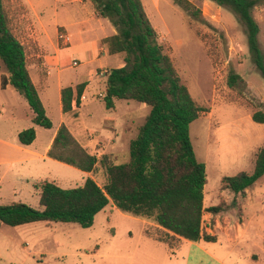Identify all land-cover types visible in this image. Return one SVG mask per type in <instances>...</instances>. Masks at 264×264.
Returning <instances> with one entry per match:
<instances>
[{"label": "rangeland", "instance_id": "rangeland-1", "mask_svg": "<svg viewBox=\"0 0 264 264\" xmlns=\"http://www.w3.org/2000/svg\"><path fill=\"white\" fill-rule=\"evenodd\" d=\"M71 1L4 0L9 26L25 49L30 75L38 81L47 72H54L48 92H41L53 127H37L25 99L12 87L2 89L0 78V138L10 141L16 131L33 127L38 151L43 154L61 120L55 105L58 83L76 87L88 82L77 116L73 114L65 120L82 130V136L74 138L99 163L91 173L54 160L5 164L0 167V205L22 202L39 207L35 184L40 181H54L69 189L80 187L87 178H92L103 187L107 173L100 161L104 159L115 165L128 162L130 142L137 137L139 127L151 111L149 106L134 100H117L114 109L106 108L103 96L107 75L111 69L125 65L124 55L113 64L96 68L107 61L89 63L81 49L71 47L70 40L61 38L68 35L58 24L74 17L68 12L75 8ZM187 1L193 6L191 11L182 9L174 0H142V3L163 54L170 57L195 102L209 110L190 125V138L197 160L206 166V203L215 205L220 200L222 178L252 173L256 152L264 146V124L252 120L254 112L264 109V78L252 62L245 29L234 13L209 0ZM196 11L200 13L195 15ZM253 15L260 28L258 40L264 54V6L257 7ZM49 60L54 62L50 66ZM230 71L239 74L244 83L229 88ZM3 74L7 71L0 61V77ZM260 188L264 193V185ZM223 194L228 200L224 202L226 209H233L235 195ZM229 215L241 217L238 210H232ZM242 215L246 216V211ZM113 227L119 228L123 236L127 229L132 232L124 237L128 243L117 249L124 258L113 260L114 264H141V224L124 220L109 210L101 213L87 229L74 223L3 225L0 264H106L110 261L93 255L107 254ZM158 236L165 237L161 233Z\"/></svg>", "mask_w": 264, "mask_h": 264}, {"label": "trees", "instance_id": "trees-1", "mask_svg": "<svg viewBox=\"0 0 264 264\" xmlns=\"http://www.w3.org/2000/svg\"><path fill=\"white\" fill-rule=\"evenodd\" d=\"M89 1L96 16L108 19L116 29V34L103 39L102 44L109 54L124 55L125 65L111 69L107 75L103 96L106 108L114 109L117 100H134L149 106L151 111L139 127L137 137L130 142L128 162L115 165L104 159L100 161L107 173L103 187L92 178H87L80 187L69 189L54 181H40L35 184L39 207L22 202L1 204L0 227L44 222L74 223L87 229L93 226L97 214L112 202L121 212L153 221L171 233L164 234V238L158 236L169 246L176 237L215 241L214 236L202 232L203 214L205 211L217 214L226 206L221 203L204 208L206 166L197 160L190 138V125L207 113L208 108L195 102L172 60L163 54L142 0ZM209 1L231 10L243 25L252 62L264 78V54L258 40L260 28L253 15L257 7L264 6V0ZM174 3L186 11L193 9L187 0H174ZM199 13L196 11L195 15ZM0 61L7 71L0 77L1 88L15 89L32 110L33 122L51 129L53 123L32 81L25 49L9 26L4 0H0ZM241 83H244L243 78L230 71L229 88L234 89ZM87 85L62 89L63 114L77 116L73 102L79 109ZM252 120L264 124V109L254 112ZM36 135L33 127L23 130L18 135L19 142L31 145ZM48 156L85 173H91L99 163L64 124L58 129ZM262 181L264 146L256 152L253 172L223 177L221 190L246 197ZM232 205H236V200Z\"/></svg>", "mask_w": 264, "mask_h": 264}, {"label": "crops", "instance_id": "crops-1", "mask_svg": "<svg viewBox=\"0 0 264 264\" xmlns=\"http://www.w3.org/2000/svg\"><path fill=\"white\" fill-rule=\"evenodd\" d=\"M71 5H75V8L68 10V12H72L74 17L66 23L58 24L59 27L64 28L67 32L69 40L71 41V47L81 49L82 54L89 59V63H97L103 60L107 61L106 65L101 64L95 66L96 68L106 67L113 64L114 60L117 59L121 60V54H109L108 48L102 44L103 39L116 34V29L111 22L108 19L96 16L93 5L89 0H73L71 1ZM47 63L50 66L54 62L52 63L49 60ZM123 66L120 65L118 68ZM53 73L51 71L47 72V75L38 78V81H35L31 76L33 83L38 89L46 113L48 108L45 99L42 98L41 92H48L49 81ZM83 83L88 84V82ZM70 86L74 87L75 85ZM65 87L62 81L56 87L55 105L58 107L61 120L48 140L47 145L44 147L43 154H40V151H38L40 147L36 145L38 140L37 135L31 145L25 146L18 140L20 131H16L15 137L10 141L0 138V167L5 164L25 165L36 162L37 159L53 160L49 158L48 153L52 147L57 131L62 124L69 128L74 137L82 136L81 129L67 123L65 120V118L73 115V113L63 114L62 111L61 91ZM86 88H88V85ZM83 96L85 97L84 94ZM73 110H79L75 102H73ZM71 125L73 129H70ZM261 183H257L252 192L247 194L246 197H243L241 194L236 196L233 193L236 198H234L236 205L233 206V209L227 210L225 207L224 211L217 214L204 212L202 232L203 234L214 236L216 238L215 241H206L203 238L198 241H190L176 237L173 245L169 246L166 242L158 239V233L172 235L171 233L153 221L137 218L121 212L112 202L102 212L97 214L95 221L101 213H106L109 210L111 213L114 212V215L118 213L124 220L140 223L141 264H264V193H262L263 188H260L264 185V181L263 184ZM223 193H227L228 195L231 192L229 190H220V200L215 205H207L206 197H204V208L208 209L224 202L228 203V200L223 198ZM232 210H238L241 217L239 219L231 217L229 213ZM244 211H246V216L242 215ZM106 220L109 222V217ZM111 234V238L108 239L110 248L107 254H104V256L100 254L93 255L94 257H102L109 260L110 262L106 264H114L113 260L124 258L123 255L118 253L120 250L118 251L117 249L128 243V240L126 238L125 240L124 237L131 236L132 232L127 229L123 236L119 228L113 227Z\"/></svg>", "mask_w": 264, "mask_h": 264}, {"label": "built area", "instance_id": "built-area-1", "mask_svg": "<svg viewBox=\"0 0 264 264\" xmlns=\"http://www.w3.org/2000/svg\"><path fill=\"white\" fill-rule=\"evenodd\" d=\"M61 38H62V39H65L66 41H69V37H68V36H64V35H62ZM74 65H76V63H74Z\"/></svg>", "mask_w": 264, "mask_h": 264}]
</instances>
